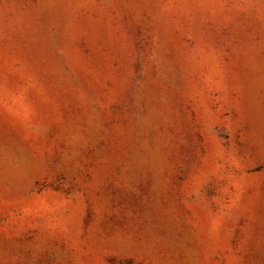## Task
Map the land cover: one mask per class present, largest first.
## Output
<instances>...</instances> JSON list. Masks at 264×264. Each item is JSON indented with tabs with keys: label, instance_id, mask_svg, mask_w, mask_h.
<instances>
[{
	"label": "rangeland",
	"instance_id": "374dc122",
	"mask_svg": "<svg viewBox=\"0 0 264 264\" xmlns=\"http://www.w3.org/2000/svg\"><path fill=\"white\" fill-rule=\"evenodd\" d=\"M0 264H264V0H0Z\"/></svg>",
	"mask_w": 264,
	"mask_h": 264
}]
</instances>
